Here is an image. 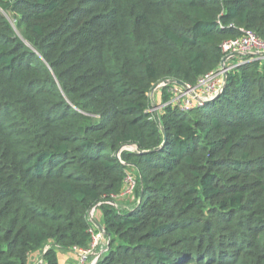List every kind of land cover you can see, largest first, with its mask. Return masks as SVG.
<instances>
[{"label": "trees", "instance_id": "obj_1", "mask_svg": "<svg viewBox=\"0 0 264 264\" xmlns=\"http://www.w3.org/2000/svg\"><path fill=\"white\" fill-rule=\"evenodd\" d=\"M243 30L264 0H0V264L88 248L93 208L94 264H264V59L151 110Z\"/></svg>", "mask_w": 264, "mask_h": 264}, {"label": "built area", "instance_id": "obj_2", "mask_svg": "<svg viewBox=\"0 0 264 264\" xmlns=\"http://www.w3.org/2000/svg\"><path fill=\"white\" fill-rule=\"evenodd\" d=\"M221 50L224 54L223 59L225 58L226 60L225 67L221 62L217 70L202 76L194 86L189 84H169L167 88L169 100L166 104L172 103L182 111H187L195 106L203 105L204 103L213 100L222 92L225 79L232 68L251 59H264V41L260 40L258 36L250 30H243L239 37L224 41L221 45ZM236 57H243L244 59L239 63L231 62V60ZM151 110H155L154 105ZM133 187L134 179L131 176H127L126 187L123 194L127 195L131 193ZM93 214L94 210L92 209L89 213L90 220L93 219ZM89 232L92 236L90 246L86 249H73L78 255L79 264H94L100 254L96 255V249L102 244L101 240L103 242L106 238L104 231H100L99 229L95 230L90 228ZM106 242H108V239H106ZM105 244L107 243H103V245ZM102 251L103 249H101L100 252ZM92 255H95L96 257L93 260H90Z\"/></svg>", "mask_w": 264, "mask_h": 264}, {"label": "crops", "instance_id": "obj_3", "mask_svg": "<svg viewBox=\"0 0 264 264\" xmlns=\"http://www.w3.org/2000/svg\"><path fill=\"white\" fill-rule=\"evenodd\" d=\"M100 217H101L100 212L95 208L94 214H93V219L95 220L94 224L96 227H97V225H100V223H99ZM101 243H102V240H101ZM102 246H103V244H102ZM102 246H99L96 249V255H98L100 253ZM77 256L78 255L74 250H68V251L59 250L58 251V260H59L60 264H79ZM36 257H38V259L33 264H43V260H42L41 255H36V254L30 258L29 264H31L32 260L33 259L35 260ZM95 257H96L95 255H92L90 257V260H93Z\"/></svg>", "mask_w": 264, "mask_h": 264}, {"label": "water", "instance_id": "obj_4", "mask_svg": "<svg viewBox=\"0 0 264 264\" xmlns=\"http://www.w3.org/2000/svg\"><path fill=\"white\" fill-rule=\"evenodd\" d=\"M225 58L222 60V65L225 67L226 66V64H225ZM171 83H176V84H178V85H183L184 83L182 82V81H180V80H164V81H162L161 83H158L153 89H152V92L156 89V88H158V87H160V86H162V85H169V84H171ZM225 83H226V79H225ZM224 86H225V84H224ZM218 96H216L214 99H216ZM213 99V100H214ZM162 131H163V134H164V140H166V134H165V130L164 129H162ZM132 148H134V147H132ZM137 152H140V153H145V152H147V151H138V149L135 147L134 148ZM158 149V148H157ZM93 210H94V208H93ZM93 220V222H95V220L94 219H92ZM97 227H98V229L100 230V231H104L103 230V228H102V226L101 225H97ZM105 236H106V238L103 240V242L104 243H108V242H106V239H108L109 238V235L108 234H105ZM100 254H101V252H100Z\"/></svg>", "mask_w": 264, "mask_h": 264}, {"label": "rangeland", "instance_id": "obj_5", "mask_svg": "<svg viewBox=\"0 0 264 264\" xmlns=\"http://www.w3.org/2000/svg\"><path fill=\"white\" fill-rule=\"evenodd\" d=\"M243 57H236L234 58L233 60H231V62L233 63H239L241 61H243ZM232 64V63H231ZM155 97V99H154ZM151 98H152V101H153V105H154V108L155 110L159 108V106L161 104H159V95H158V88H156L153 92H152V95H151ZM156 100V101H155ZM129 148H132V147H129ZM118 202H123V206H126V207H129L131 205V203L129 202L128 198L127 199H123V200H118ZM104 242H102L103 244ZM78 258V256H77ZM33 259V258H32ZM38 259V257H36V259L32 260L31 264L35 263V261Z\"/></svg>", "mask_w": 264, "mask_h": 264}]
</instances>
